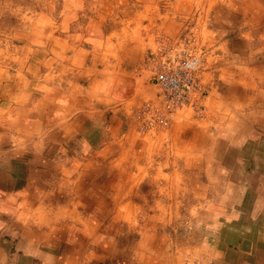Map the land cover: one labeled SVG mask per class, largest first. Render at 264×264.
<instances>
[{"label":"crops","instance_id":"0c3cea01","mask_svg":"<svg viewBox=\"0 0 264 264\" xmlns=\"http://www.w3.org/2000/svg\"><path fill=\"white\" fill-rule=\"evenodd\" d=\"M23 2L0 0V19ZM54 11L38 13L42 30L29 17L2 32L22 43L0 58V264H150L143 246L164 244L169 211L192 213L186 227L202 234L186 239L203 264H264V0ZM187 24L207 51V111L144 130L143 106L160 103L141 62ZM138 229L141 251L117 256Z\"/></svg>","mask_w":264,"mask_h":264},{"label":"built area","instance_id":"2783aa9c","mask_svg":"<svg viewBox=\"0 0 264 264\" xmlns=\"http://www.w3.org/2000/svg\"><path fill=\"white\" fill-rule=\"evenodd\" d=\"M190 26L179 34H163L141 62L150 80L159 88V105L142 108L143 129L168 127L176 112L189 109L203 117L208 90L201 80L206 49Z\"/></svg>","mask_w":264,"mask_h":264},{"label":"rangeland","instance_id":"374dc122","mask_svg":"<svg viewBox=\"0 0 264 264\" xmlns=\"http://www.w3.org/2000/svg\"><path fill=\"white\" fill-rule=\"evenodd\" d=\"M23 4L20 5V8L18 9L15 6H8V11L5 10L2 19H0V58H5V60H7V58L5 56L9 55V51L4 52L2 54V50H4V48L7 45H11V44H19L22 43L20 41L21 38H16V37H11V36H7L4 33L7 32H11V28L14 26L16 27H26L25 28H29L30 26V18L32 19H36L38 17H40V20L36 19V28L41 29L44 28V22L43 19L41 17V15H39L38 13L42 11H46L48 12V10L51 12L53 10V8H55V11L53 13V16L57 15V13H59L60 11V0H23ZM122 7V6H121ZM121 9V8H119ZM29 11V12H28ZM51 15V14H50ZM58 19V18H57ZM58 20H56L55 22H57ZM59 22V21H58ZM57 22V23H58ZM21 23V25H20ZM29 25V26H28ZM193 26L190 24H187V26H185L184 29ZM194 27V26H193ZM192 27V28H193ZM183 29V30H184ZM182 30V31H183ZM193 30H195V27L193 28ZM181 31V32H182ZM4 32V33H2ZM154 186L149 185L147 188H151ZM180 200H183V198L181 197ZM188 200V199H187ZM188 206V204H182L181 207H185ZM142 216H147V223L151 222L152 226L155 225L157 222H161L159 221V219L157 220V214L153 215V214H147V213H142ZM193 218L192 213H188V212H167L163 214L162 217V222L165 226L164 229V235L166 236L164 238V244L160 243V242H155L154 244L150 245V246H143L144 248H147V254H149L150 256H153L152 258V262L150 264H203L199 257H197V254L195 252L197 247H200L199 244H195V243H188L186 237L189 235V237H192L193 239L195 237H200V235L202 234L201 230L199 229V225L198 227L195 226H191L190 230H188V228L186 227L185 222H187V220H189L190 218ZM143 219V217H142ZM174 220V222H176L178 224V222H180V228H171L172 226L170 225L171 222ZM166 222H169L166 224ZM141 230V229H140ZM151 231H153V229L149 228V233H151ZM190 231V232H188ZM199 232H201L199 234ZM189 233V234H188ZM198 234V236H197ZM142 234L139 233V229L135 230V232L133 231L131 233V236L127 239L124 238L123 241L121 243H119L117 246H115L116 248V255L117 256H135L136 252L141 251L142 246H139L138 244V239ZM203 237V236H201ZM192 239V240H193ZM197 238H195L196 240ZM126 241V242H124ZM143 245V244H142ZM188 252V253H187ZM155 256V257H154ZM196 256V257H195ZM199 261H198V259ZM138 260V259H137ZM138 264V263H137ZM140 264V262H139Z\"/></svg>","mask_w":264,"mask_h":264},{"label":"bare ground","instance_id":"6f19581e","mask_svg":"<svg viewBox=\"0 0 264 264\" xmlns=\"http://www.w3.org/2000/svg\"><path fill=\"white\" fill-rule=\"evenodd\" d=\"M53 41V40H52ZM57 52V51H56ZM245 261V260H244ZM259 261V260H258ZM262 262V261H261Z\"/></svg>","mask_w":264,"mask_h":264}]
</instances>
